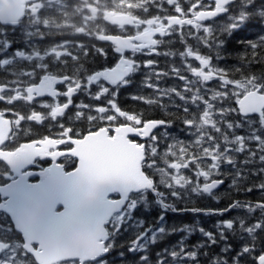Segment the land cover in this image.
<instances>
[{
    "label": "snow or ice",
    "instance_id": "1",
    "mask_svg": "<svg viewBox=\"0 0 264 264\" xmlns=\"http://www.w3.org/2000/svg\"><path fill=\"white\" fill-rule=\"evenodd\" d=\"M13 4L0 264H264V0ZM130 86L141 106H121ZM98 147L132 154L136 176L86 201Z\"/></svg>",
    "mask_w": 264,
    "mask_h": 264
},
{
    "label": "water",
    "instance_id": "2",
    "mask_svg": "<svg viewBox=\"0 0 264 264\" xmlns=\"http://www.w3.org/2000/svg\"><path fill=\"white\" fill-rule=\"evenodd\" d=\"M5 6H14L13 0H0ZM84 172L76 188L86 201L97 198L102 190L117 180H132L136 176L135 157L123 151L95 148L88 152Z\"/></svg>",
    "mask_w": 264,
    "mask_h": 264
},
{
    "label": "trees",
    "instance_id": "3",
    "mask_svg": "<svg viewBox=\"0 0 264 264\" xmlns=\"http://www.w3.org/2000/svg\"><path fill=\"white\" fill-rule=\"evenodd\" d=\"M160 59L163 60V58H160ZM145 72H146V70L142 71L141 73H138L137 74V78L138 79H142L143 76L145 75ZM147 91H149V90H143V92H147ZM138 93L143 94L139 87L130 86L129 90L125 91L123 93V95L120 97V101L119 102H120L121 106L122 107H129V108L134 107V106H141L139 104V101L131 99V97L133 95H136ZM185 216H186V219H185L184 222H189L191 220V217L189 215H187V214Z\"/></svg>",
    "mask_w": 264,
    "mask_h": 264
},
{
    "label": "flooded vegetation",
    "instance_id": "4",
    "mask_svg": "<svg viewBox=\"0 0 264 264\" xmlns=\"http://www.w3.org/2000/svg\"><path fill=\"white\" fill-rule=\"evenodd\" d=\"M147 58H151V59H156V57H147ZM160 59V58H159ZM171 215L173 214V213H170Z\"/></svg>",
    "mask_w": 264,
    "mask_h": 264
}]
</instances>
